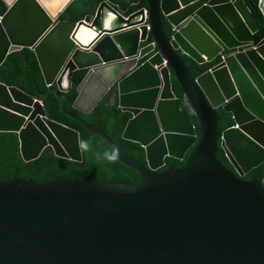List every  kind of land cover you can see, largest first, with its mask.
Listing matches in <instances>:
<instances>
[{"label":"water","instance_id":"water-1","mask_svg":"<svg viewBox=\"0 0 264 264\" xmlns=\"http://www.w3.org/2000/svg\"><path fill=\"white\" fill-rule=\"evenodd\" d=\"M73 1L52 12L41 0H0V67L31 49L50 86L31 95L0 81V132L18 134L25 161L48 147L82 161L80 132L50 117L53 93L139 180L0 176V264H264V178H245L264 164V39L254 44L249 2L145 0L129 13L142 0H103L95 15L60 19ZM259 8L264 16V0ZM183 55L223 61L194 77ZM82 69L74 107L90 113L110 93L131 113L122 136L144 147L145 164L65 108ZM219 107L233 120L222 132ZM218 139L232 169L217 159ZM166 157L183 163L159 170Z\"/></svg>","mask_w":264,"mask_h":264},{"label":"trees","instance_id":"trees-1","mask_svg":"<svg viewBox=\"0 0 264 264\" xmlns=\"http://www.w3.org/2000/svg\"><path fill=\"white\" fill-rule=\"evenodd\" d=\"M102 1L103 0H74L62 14L60 19L78 22L88 15H95ZM246 1L250 3H248V6L256 19H259L258 23L260 29L254 35V44H257L264 39V16L259 8V0ZM144 7H146V2L142 0L139 5L132 7L129 13H133ZM162 20L165 21V18L162 17ZM165 32L168 36L171 35L172 30L169 24H166ZM150 42L151 40L148 44ZM144 45H147V43ZM183 59L186 66L190 67L194 77H197L200 73L206 71L210 67H214L220 62V58H217L211 63L199 65L186 55H183ZM86 72V69H82L76 70L73 73V85L71 89L65 93L67 97L65 108L79 114L89 124L98 125L115 143L123 144L124 153L126 155L145 164L144 147L141 146L140 143L124 139L122 136L124 128L131 118V113L123 111L118 104H110V94L103 100H100L90 113H84L74 107V101L78 95L77 87L83 80ZM0 81L8 85H15L31 95H35L36 91L38 93H45L50 88L44 80L35 53L27 48L13 52L7 57L4 64L0 67ZM173 88L178 96L183 95L179 82L174 78ZM46 107L51 118L78 130L80 132V139L87 141L89 149L83 151V160L75 161L55 156L54 151L48 147L38 158L25 161L19 156L20 141L18 134L15 132H0V176L10 178L16 173L19 177L25 179L32 178L36 181H44L55 175L67 177L92 176L107 181L138 182L139 173L133 168L123 164L119 159L115 162H108L106 159L97 158L98 154L100 157H103V153L110 152L112 150L111 147L100 135L89 132L78 120L63 113L59 108V102L55 94L50 93L48 95L46 98ZM217 112L219 114L218 130L222 132L225 128L233 124V120L230 114L225 112L221 107L217 109ZM192 120L195 124L197 123L194 115H192ZM219 142L220 140L218 139L217 159L227 169H232ZM165 161L166 164L163 167L169 165L179 166L183 163V161L172 157H166ZM259 169L260 168L255 170L256 174L260 171ZM263 178L264 171L259 174L258 180L262 181Z\"/></svg>","mask_w":264,"mask_h":264},{"label":"clouds","instance_id":"clouds-1","mask_svg":"<svg viewBox=\"0 0 264 264\" xmlns=\"http://www.w3.org/2000/svg\"><path fill=\"white\" fill-rule=\"evenodd\" d=\"M152 42H150L149 44H151ZM220 58V62L218 64H216L215 66L221 64V62L223 61V57L221 58L220 56L218 57ZM78 148L81 151H87L89 149V144L87 143V141H83L80 140L78 141ZM98 159H106L108 162H115L118 158H119V149L118 148H113L110 152H105L103 153V157H100L98 154Z\"/></svg>","mask_w":264,"mask_h":264},{"label":"bare ground","instance_id":"bare-ground-1","mask_svg":"<svg viewBox=\"0 0 264 264\" xmlns=\"http://www.w3.org/2000/svg\"><path fill=\"white\" fill-rule=\"evenodd\" d=\"M8 3H12L13 0H6ZM42 2L46 3V4H49L50 5V10L52 12H56L60 7L61 5L63 4L62 2L64 0H41Z\"/></svg>","mask_w":264,"mask_h":264},{"label":"flooded vegetation","instance_id":"flooded-vegetation-1","mask_svg":"<svg viewBox=\"0 0 264 264\" xmlns=\"http://www.w3.org/2000/svg\"><path fill=\"white\" fill-rule=\"evenodd\" d=\"M98 89H100L99 91H101V89H102V85H99ZM109 94H110V93H107V94H106L101 100H103L104 98H106ZM165 164H166V161H165ZM165 164H164V165H165ZM164 165H163V166H164ZM163 166H162L159 170H162V169H164V168H166V167H169V166H172V165H169V166H166V167H163ZM179 166H180V165H179ZM259 168H260V169H259L260 171H259V170H258V171H259L260 173L263 172V171H261V170L264 169V164H263L262 166H260ZM257 169H258V168H257ZM257 169H255V170H257ZM255 170H253L250 174H248L247 176H245V178H247L248 176L255 175V174H256V171H255ZM252 173H254V174H252Z\"/></svg>","mask_w":264,"mask_h":264},{"label":"built area","instance_id":"built-area-1","mask_svg":"<svg viewBox=\"0 0 264 264\" xmlns=\"http://www.w3.org/2000/svg\"><path fill=\"white\" fill-rule=\"evenodd\" d=\"M152 44V43H151Z\"/></svg>","mask_w":264,"mask_h":264}]
</instances>
